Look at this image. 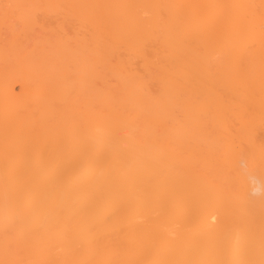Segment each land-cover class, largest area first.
Instances as JSON below:
<instances>
[{"label": "bare ground", "instance_id": "bare-ground-1", "mask_svg": "<svg viewBox=\"0 0 264 264\" xmlns=\"http://www.w3.org/2000/svg\"><path fill=\"white\" fill-rule=\"evenodd\" d=\"M0 7V264H264V0Z\"/></svg>", "mask_w": 264, "mask_h": 264}, {"label": "rangeland", "instance_id": "rangeland-1", "mask_svg": "<svg viewBox=\"0 0 264 264\" xmlns=\"http://www.w3.org/2000/svg\"><path fill=\"white\" fill-rule=\"evenodd\" d=\"M1 6H3V4H1ZM0 8H1V7H0ZM13 20H14V19H13ZM13 20L11 21V23H13ZM14 22H16V20H15ZM16 23H18V22H16ZM19 24H20V23H19ZM12 26H13V25H12ZM19 26H21V25H19ZM15 27H18V25L15 24ZM17 90H19L18 87H17ZM185 98H187V97H185ZM185 98H184L183 100H185ZM226 98L229 99L228 101H229L230 103H232L233 100H234V101H237V99L235 100L234 98H228V97H226ZM181 99H182V98H181ZM224 99H225V98H224ZM186 100H188V99H186ZM186 100H185V101H186ZM193 100H194V99H193ZM202 100H203L202 98H196L195 101H198V102H199V101H202ZM222 100H223V99H221V102H222ZM230 100H231V101H230ZM244 100H245V99H244ZM181 101H182V100H181ZM226 101H227V100H226ZM240 101H241V100H239L237 103H239ZM186 102H187V101H186ZM229 102H228V104H230ZM243 102H244V101H242V102H240V103L242 104ZM181 103H183V102H181ZM233 103H234V102H233ZM245 103H247L246 100H245ZM245 103H244V104H245ZM221 104L224 105V103H221ZM226 104H227V102H226ZM226 104H225V105H226ZM235 104H236V103H235ZM236 105H237V104H236ZM242 105H243V104H242ZM245 105H246V104H245ZM228 106H229L228 109H233V108H232V107H233L232 105H228ZM228 106H227V107H228ZM230 107H231V108H230ZM179 109H182V108H179ZM233 110H234V109H233ZM175 111H176V110H175ZM181 111H182V110H181ZM231 111H232V110H231ZM178 112H179V114H176V115H177L176 120H178V119L181 120V118H178V115H180V111H178ZM184 112H185V111H184ZM193 112H194V110H193ZM227 112H228L229 114L231 113V112H229V110H228ZM232 112H233V111H232ZM234 112H236V110H235ZM234 112L232 113V115L234 114ZM247 112H248V114L246 115V113H245V116H242V114L239 115V113H238V117H239V116H242L241 119L243 118V121H247V120H248V122H249V125H248V126H250V127H247V125H246V124H248V122L245 124L246 127H243L244 125L242 126V127L244 128V130H245V128H249V129L253 128V129H254V127L257 126V127H258V130H257V129H256V130H253V131H256V132L253 133L254 139H256V138L259 136L258 134H260V133H261L260 135H263V136H264V134H263V133H264V132H263V131H264V130H263V127H264V119H263L264 114H263V116H261L262 114L260 115V113H262V112H258V111H257V112H252V111H251L252 113H251L250 111H247ZM249 112L252 114L251 117L253 118V120L256 118L255 121H257L258 123H259V121H261L263 125L260 124V123L258 124L257 122H256V125H255L253 122H251V123H253V124H252L253 126H252L251 123H250V121H249L250 119H251V121H252V118L250 117V113H249ZM175 113H176V112H175ZM236 113H237V112H236ZM236 113H235V115H233L234 117L237 116ZM184 114H186V112H185ZM184 114L182 113L181 115H184ZM195 114H196V113H195ZM195 114H194V116H195ZM206 114H208V113L206 112V113H204V114L200 117V118H202V119H203V118L205 119V120L203 119V122L206 121V119L209 117V114H210L211 117H212V116H213V117L216 116L215 114L213 115V114H211L210 112H209L208 115H206ZM225 114H226V113H225ZM225 114H224V115H225ZM229 114H228V115H229ZM176 115H175V116H176ZM191 115H192V114H191ZM224 115H223V116H224ZM228 115H227V116L225 115V117L228 118L229 120H230V118H231V119L234 118L233 116H230L231 114L229 115L230 117H229ZM254 115H255V117H253ZM175 116L173 117V116L171 115L170 117L175 118ZM184 116L187 117V115H184ZM220 116H221V119H223L222 115H220ZM170 117H169V118H170ZM182 117H183V116H182ZM192 117H193V115H192ZM196 117H198V115H196ZM211 117H209V118L212 120ZM244 117H245L246 119H244ZM169 118H168V120H169ZM219 118H220V117H219ZM219 118H218V120H219ZM239 118H240V117H239ZM182 119H183V118H182ZM202 119H201V120H202ZM216 119H217V118H216ZM216 119H215V120H216ZM236 119H237V117H235V118L233 119V120H234V124H235V120H236ZM241 119H240V120H241ZM257 119H258L259 121H258ZM188 120H189V118H188ZM188 120H187V121H188ZM201 120H200V123H201V125H202L203 127H206V128H207L208 126L210 127V125H207V126H206L204 123H202ZM229 120L226 119V122H228ZM240 120L237 119L238 123H239ZM182 121H183V120H181V122H182ZM184 121H185V117H184ZM209 121H210V120H209ZM216 121H217V120H216ZM216 121H214V122H216ZM219 121H220V120H219ZM237 121H236V123H237ZM243 121H241V122L243 123ZM221 122H222V121H221ZM221 122H220V123H217V122H216V124H218L219 127L216 126L215 123L212 124V127H213V126H214L215 128L218 127V128H216V131H217V132L220 131V129H219V128H220V125H219V124H221ZM223 122H224V120H223ZM223 122H222V123H223ZM230 122H231V120H230ZM167 123L169 124L170 122H167ZM205 123H206V122H205ZM211 123H213V121H211ZM211 123H210V124H211ZM224 123H225V122H224ZM231 123H232V122H231ZM242 123H241V125H242ZM244 123H245V122H244ZM206 124H209V123L207 122ZM228 124H230V123L228 122ZM232 124H233V123H232ZM257 124H258L259 126H258ZM261 125H262V127H260ZM170 126H171V125H170ZM236 126H238V125H236ZM239 126H240V124H239ZM230 127H231V126H230ZM259 127H260V128H259ZM206 128H205V130H204L205 132H206V131H209V132H212V131H213V132H215V131L212 130V129H211L212 131L209 130L211 127H210L209 129H207V130H206ZM228 128H229V127H228ZM233 128H236V127L233 126ZM238 128H241V127H238ZM261 128H262V130H263V131H262L263 133H262V132H259ZM217 129H218V130H217ZM231 129H232V128H231ZM236 129H237V128H236ZM236 129H235V132H238V130L236 131ZM239 130H240L239 133H243V132H244L242 129H239ZM229 131H230V130H229ZM231 131L233 132V130H231ZM231 131H230V132H231ZM245 131H246V130H245ZM248 131H249V130H247L246 132H248ZM251 131H252V130H250V132H251ZM253 131H252V132H253ZM209 132H206V133L208 134ZM246 132H245V133H246ZM258 132H259V133H258ZM210 134H211V133H210ZM212 134H213V133H212ZM214 134H216V132H215ZM247 134H248V136H250L249 133H247ZM250 134H251V133H250ZM255 134H257L258 136L255 135ZM245 136H246V134H245ZM251 136H252V135H251ZM259 137L261 138L262 136H259ZM259 137H258V138H259ZM249 138L252 139V137H249ZM258 138H257V139H258ZM260 138H259V139H260ZM251 139H249V140H251ZM263 139H264V137H263ZM258 141H261V142H262L263 140H256V142H255V140H254V141L252 142V143L255 142L254 144H252L251 142H250V143H247V144H246V147L244 146L245 149H249V148L251 149V148L258 147V146H256V144L260 146V144L257 143ZM259 143H260V142H259ZM262 144H263V143H262ZM262 144H261V146H263ZM247 146H249V148H247ZM262 148H263V147H262ZM250 149H249V151H250ZM237 150H238L239 152L241 151V152L243 153L244 148H242L241 150H239V149H237ZM204 151H205V150H204ZM241 152H240V154H241V157H242L243 154H242ZM254 152H255V151H254ZM254 152H253V154H254ZM233 153H234V152H233ZM244 153L246 154V151H245ZM247 153H248V151H247ZM255 153H256V152H255ZM235 154H236V150H235ZM245 154H244V156H245ZM253 154H252V155H253ZM258 154H259V153H258ZM232 155H233V154H232ZM254 155H255V154H254ZM256 155H257V154H256ZM256 155H255V157H258V155H257V156H256ZM236 156H237V155H236ZM249 156H250V155H249ZM253 157H254V156H253ZM234 158H236V157H234ZM238 158H239V157H238ZM245 158H246V157H245ZM245 158H244V157L241 158L242 160H240V158L238 159V161H239V163H240V165H241L240 167H241V169H243V170H247V169H249V167H250V166H248V165L245 164V161H244ZM250 158H252V157H250ZM257 159H258V158H257ZM260 159H261V157H259V159H258V160L261 162ZM248 160H249V157H248ZM254 160H255V159H254ZM240 161H241V162H240ZM252 161H253V159H252ZM255 162L257 163V160H256ZM255 162H254V163H255ZM256 163H255V164H256ZM186 164H187V163H186ZM186 164H185V166H186ZM247 164H249V163H247ZM260 164H261V163H260ZM189 165H190V164H189ZM249 165H250V164H249ZM261 165H262V164H261ZM187 166H188V165H187ZM190 166H191V165H190ZM247 166H248V167H247ZM251 166H252V165H251ZM257 166H258V165H257ZM257 166H256V167H257ZM191 167H192V166H191ZM244 167H245L246 169H244ZM261 167H262V166H261ZM187 168H188L189 171H188V170L185 171V170H186V168H185V169H183L184 172H185V173H189V174H191V171H190V170H192V169H189V168H190L189 166H188ZM192 168H193V167H192ZM251 168H252V167H251ZM254 168H255V166H254ZM254 168H252V169H254ZM259 168H260V167H259ZM252 169H251V170H252ZM261 169H262V168H260V170H261ZM254 170H257V171H255V172H257V173H255V174H259V175L262 174L260 170H258V169H254ZM254 170H253V171H254ZM192 171H193V170H192ZM258 171H260V173H259ZM193 172H194V171H193ZM193 172H192V173H193ZM219 172H220V171H219ZM247 172H248V170H247ZM247 172H245V173H247ZM249 172H250V169H249ZM251 173H252V172H251ZM248 174H249V173H248ZM248 174H247V175H248ZM231 175H233V174L231 173ZM259 175H255V176H258L259 178L255 177V176L249 177V179L252 180V182L250 181L251 186H252V193H251V194H252V196L255 197V198L260 197L261 194H262V193H261V192H262V189H261V187H262V183L260 184V182H259L260 179H261V181H262V178H261V175H260V176H259ZM229 176H230V175H229ZM249 176H250V175H249ZM231 178H232V176H231ZM231 178H230V179H231ZM258 179H259V180H258ZM259 195H260V196H259Z\"/></svg>", "mask_w": 264, "mask_h": 264}]
</instances>
